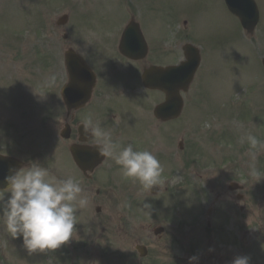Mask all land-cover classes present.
I'll use <instances>...</instances> for the list:
<instances>
[{
	"label": "flooded vegetation",
	"instance_id": "af4514ba",
	"mask_svg": "<svg viewBox=\"0 0 264 264\" xmlns=\"http://www.w3.org/2000/svg\"><path fill=\"white\" fill-rule=\"evenodd\" d=\"M130 17L134 18V15L130 14ZM140 26L143 32L142 25ZM56 33L64 52L58 90L59 131H64V134L67 132L65 135H68L67 139L59 138L58 144L67 150L71 145L77 146L82 168H86L87 172L84 173L73 165L83 182L82 188L86 193L93 192L95 195L91 202L95 210L100 211L96 212L94 222L102 226L103 233L108 222L113 220L112 209L108 204L111 197L107 191L101 192V188L92 190L89 184L105 186L108 175L120 172V166L116 165L114 160L98 154L94 147L95 136L84 137V122L91 115L93 123L98 122L101 128L110 131L117 144L121 142L123 135L132 141L137 140L139 129L144 124L142 120L148 119L146 107L154 108L164 99L161 92L141 89L139 75L151 65L177 64L178 33L175 32L168 45L162 47L160 28H154L150 35L152 48L149 49L148 46L145 57L132 59L123 57L118 52V42L101 52L91 51V57L85 61L94 75V86L90 91L83 89V84L92 77L87 71L78 70L76 88L70 91L71 99L68 102L64 98L67 83V71L64 66L69 56L78 53L77 25L68 22L59 27ZM126 45L133 48L132 44ZM76 101L78 106L75 107L73 105ZM137 104L138 107L142 106L143 119L140 118V112L136 114L135 110H131V105ZM207 124L211 125L212 121H208ZM209 141L210 137L207 138L209 152L207 161L209 157L219 160L214 159L213 171H210L211 165L206 164L207 169L203 174L202 183L205 188L203 195L206 194L203 201L207 203L202 213L204 220L202 231L207 235V239L201 246L198 245L199 250L193 248L192 239H187L185 250L176 233L164 230L153 236L146 227L131 229L126 213L124 232L121 235L117 233L114 240L107 244V249L104 245V252L111 261L110 264L117 261L121 264H189V257L194 255L205 264H233L237 257H248L249 264H264V150L258 153L255 161L258 174L252 176L249 175L248 168L249 151L244 155L246 166L242 171V153L239 145L226 154L215 155L209 148ZM261 141H264L262 136ZM188 157L193 159L190 148ZM128 188L129 182L126 189ZM190 198V191L188 193L181 191L178 203L186 204L188 210L192 204L185 201ZM155 203L162 204L167 210L171 209L169 203L151 204ZM102 209L104 214H100ZM165 219L172 222L171 218ZM173 245L176 246L175 249H171Z\"/></svg>",
	"mask_w": 264,
	"mask_h": 264
},
{
	"label": "rangeland",
	"instance_id": "374dc122",
	"mask_svg": "<svg viewBox=\"0 0 264 264\" xmlns=\"http://www.w3.org/2000/svg\"><path fill=\"white\" fill-rule=\"evenodd\" d=\"M60 1L61 0H0V107H6V100H9L13 101L14 103L12 104L17 105L21 111L23 109L21 96L25 95L26 98H24L23 101H26L25 105L30 108V101L33 97L28 93V90L32 89L33 91H39L48 86L47 84L49 81L47 78L49 75L51 76L56 69H54V65H43V62H48L49 59L59 57L58 51L55 48L57 43L54 41V43H51L50 49L45 50V47L43 45H38L35 40L26 41L25 38H34L36 34L28 32L35 31L36 27L52 25L51 20L57 17L62 11ZM169 1L176 2V4H179L184 10H191L192 12L197 9L203 11L204 13L201 14L202 17H199L201 24L206 20V11L209 13L212 12L211 6L206 7L208 0ZM257 1L261 15L260 22L252 36L246 35L241 29L238 21L234 20L225 9H220L218 11L226 29V38L224 37L226 46L225 43L217 42L216 45L220 47L215 48V50H209V48H207L204 51V60L202 61V66L197 75L195 90L190 91L187 95V107H191L192 103L196 106L201 104L209 106L208 103H214V95L221 91V101L218 108H214V111H209L205 114V118L212 121L214 131L205 134L204 136H210L218 132L225 133V137H230L231 131L238 132L236 141L238 142L242 157H244V148L248 145L247 143L241 144L239 142L242 132H245L247 128L250 127L251 133L253 130L256 131V133H259L260 125L258 117H260V120L262 119L261 116H257V111L262 106V99L264 98V69L261 65V59L264 57V0ZM131 4L137 5L133 9L138 8L144 10L143 6H146V10L151 11L150 8H152L153 22H156L155 17L158 13L159 6L161 8V4L169 8L164 14V19L161 20V23L163 24L166 36H168V38L171 37L172 27H170L169 18L172 17L173 6L170 2L166 0H136ZM89 9L90 7L84 6L80 9L79 14L85 13ZM105 13L110 16L112 10L107 9ZM37 35H39V33H37ZM13 36L17 40L14 41L15 45L8 44L6 38H11ZM53 48L55 54L58 55L57 57H52L51 50ZM35 49H41L42 51L40 53H35ZM216 53L217 56L214 58L213 68L211 58ZM11 56L15 58L14 61L10 60ZM30 59H40L41 61L30 62ZM204 69L207 71H212L213 69V71L210 72V74L207 72V74H205L207 77L200 81V97L197 93L198 88L196 87V84H198V80L203 77L202 74ZM197 100H199L198 103ZM141 107V105L138 107V104L131 105V110H135L136 114L138 112L141 113ZM58 109L59 106L55 105V108L50 111H57ZM0 110L2 111V109ZM37 112L41 111L38 110ZM142 113L140 117L141 119H143ZM188 119L186 113H183V116L178 121L179 125H182V127L178 125V131L174 134L173 131L175 128L173 125L171 127L155 126L152 131L148 130V136H146V138H150L149 141L151 142L156 140H159L160 142L163 141V143L165 142L168 148V153H174V155H177V159L174 158L173 160V168H176L174 166L175 164H183L186 160V150L181 152L176 143L174 146V141L184 138L186 140V145L187 141L190 142L194 137L199 141L200 138L196 137L197 135L204 137L201 131L194 130L192 135L187 138V134L189 133V131H187ZM57 124L58 123L55 122L54 126ZM35 125H38V123ZM144 125L145 123L143 126ZM221 126L224 128L223 130H220ZM41 127L48 129V127ZM43 134L44 132L42 130L40 132L38 129H30L27 131L16 129L11 131L10 134L3 139L2 143L11 146V149L17 152L19 157L25 160L32 163L49 160L51 165H53L54 170H57V167H59L61 171H64L66 174H74L75 169L69 165V162L66 159L65 148L60 146L58 142L51 148L48 155L39 157L40 161H36L37 156L31 153L30 148L32 145H40L42 143V141H37L34 136ZM138 137H143V135L139 134ZM149 146H151L150 142L144 141L140 145V148L142 151H148ZM196 148L197 145H194L193 152H195ZM204 153L203 150L197 153L196 158L200 159V154L203 156ZM169 161L171 162V160ZM210 163L212 164V162ZM183 165H185V163ZM182 170L183 167H181L178 172L180 173ZM170 173L171 172H162L161 178L169 176ZM76 176V174L73 175L74 178H76ZM185 177V173H183V177H179V180H176L179 183ZM199 184H202L201 178ZM198 187L200 190L201 185H198ZM200 196L201 194L199 193H191L192 198L185 201V203L192 204L194 202V204H196ZM110 197L113 202L115 197ZM115 201L118 206L125 203L123 199ZM169 201L174 202L175 199L170 198ZM93 206L94 205L91 207L89 203V205L84 208L86 209L84 214L76 215L77 223L73 231V237L69 239V244L66 242L59 248L55 249V251L59 252H69L71 250L75 256L70 255L68 260L73 259L75 264L93 263V243L99 235L97 234V229L100 226H94V228H92V222L88 226L83 224L85 218L90 219L92 217ZM112 208L114 210V207ZM142 208L146 212L159 213L160 216H168L178 222L189 223L195 220L193 205L188 210L182 206V209L178 211L177 215L168 212L166 207L160 203L151 204L147 207L144 205ZM100 214H103V211L100 212ZM87 223L89 222L87 221ZM116 223L109 221V228H112ZM192 224L193 223L187 225L191 226ZM81 228L86 232H80L79 229ZM183 228L184 226L181 225V229ZM109 235L114 234L111 232ZM198 238L199 240L203 239V241H205L203 233L202 236L198 235ZM17 239L18 241L15 239L13 240L11 237H6L4 235V230L0 228L1 264H30V261L27 259L18 257V255L26 251V249L23 247L22 238ZM80 241L83 242L76 243ZM95 243L98 247L99 254L103 257L104 251L101 247L104 244L100 240H97ZM65 246L67 247V250L65 249ZM6 251H11L9 257L5 256ZM42 253V256L41 253H39L38 256H35L39 261L44 260L47 256L45 251ZM14 256L16 263L14 262Z\"/></svg>",
	"mask_w": 264,
	"mask_h": 264
},
{
	"label": "clouds",
	"instance_id": "9594fccd",
	"mask_svg": "<svg viewBox=\"0 0 264 264\" xmlns=\"http://www.w3.org/2000/svg\"><path fill=\"white\" fill-rule=\"evenodd\" d=\"M83 135L96 137L95 150L100 156L114 160L125 179L138 182L148 191L159 185L163 168L151 152L134 150L131 144L121 148L110 131L101 128L98 122L93 123L91 115L84 122ZM239 142L249 147V175H257L255 161L264 150V141L245 131ZM3 183L7 187L0 188V226L12 238H22L29 254L55 250L69 241L77 223L76 212L90 203L89 195L74 177H50L48 169L39 163L18 169L9 166ZM198 262V256L189 257V264ZM233 264H249V259L237 257Z\"/></svg>",
	"mask_w": 264,
	"mask_h": 264
},
{
	"label": "water",
	"instance_id": "95a60500",
	"mask_svg": "<svg viewBox=\"0 0 264 264\" xmlns=\"http://www.w3.org/2000/svg\"><path fill=\"white\" fill-rule=\"evenodd\" d=\"M227 3L229 7L234 11V13L237 16L239 15L245 28L249 32H252L258 20V13L255 5H253L252 0H227ZM188 75L189 73L186 75V77H188ZM190 77L191 75L187 78V80ZM151 85L154 86L153 82H151Z\"/></svg>",
	"mask_w": 264,
	"mask_h": 264
}]
</instances>
